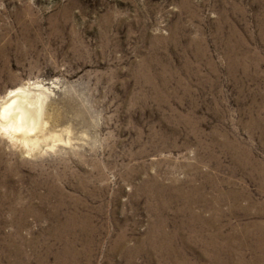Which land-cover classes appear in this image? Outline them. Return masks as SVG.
Instances as JSON below:
<instances>
[{
    "label": "rangeland",
    "instance_id": "374dc122",
    "mask_svg": "<svg viewBox=\"0 0 264 264\" xmlns=\"http://www.w3.org/2000/svg\"><path fill=\"white\" fill-rule=\"evenodd\" d=\"M18 87L0 264H264V0H0Z\"/></svg>",
    "mask_w": 264,
    "mask_h": 264
},
{
    "label": "bare ground",
    "instance_id": "6f19581e",
    "mask_svg": "<svg viewBox=\"0 0 264 264\" xmlns=\"http://www.w3.org/2000/svg\"><path fill=\"white\" fill-rule=\"evenodd\" d=\"M28 90L25 87H18L0 99V127L13 136L12 138L16 137L17 128L20 126L25 127L26 132L36 129L39 119L45 114L46 95L42 92L34 95Z\"/></svg>",
    "mask_w": 264,
    "mask_h": 264
}]
</instances>
